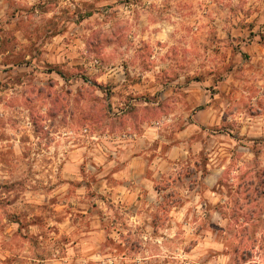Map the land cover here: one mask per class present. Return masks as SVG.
Returning a JSON list of instances; mask_svg holds the SVG:
<instances>
[{"label":"clouds","instance_id":"clouds-1","mask_svg":"<svg viewBox=\"0 0 264 264\" xmlns=\"http://www.w3.org/2000/svg\"><path fill=\"white\" fill-rule=\"evenodd\" d=\"M0 264H264V0H0Z\"/></svg>","mask_w":264,"mask_h":264}]
</instances>
